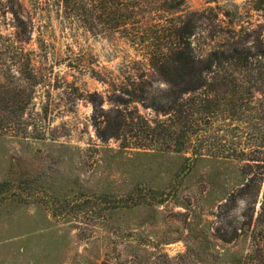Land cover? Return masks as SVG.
I'll return each instance as SVG.
<instances>
[{
	"label": "rangeland",
	"instance_id": "1",
	"mask_svg": "<svg viewBox=\"0 0 264 264\" xmlns=\"http://www.w3.org/2000/svg\"><path fill=\"white\" fill-rule=\"evenodd\" d=\"M120 1L125 9L113 13ZM170 20L190 31L200 57L264 48V0H0V68L13 53L19 64L28 57L37 82L30 125L0 136V180H35V197L0 205V264H234L249 252L250 220L264 204V169L240 153L252 155L251 144L211 139L176 177L177 154L137 147L123 131L110 136L123 110L115 89L133 73L164 85L141 46L149 26ZM134 107L154 115L140 103L126 112ZM220 144L243 161L216 157ZM136 187L169 199L113 210L94 203L104 192L127 203ZM50 204L68 214L51 217Z\"/></svg>",
	"mask_w": 264,
	"mask_h": 264
},
{
	"label": "trees",
	"instance_id": "2",
	"mask_svg": "<svg viewBox=\"0 0 264 264\" xmlns=\"http://www.w3.org/2000/svg\"><path fill=\"white\" fill-rule=\"evenodd\" d=\"M89 1L91 4L105 2ZM122 3L120 1L114 9L112 7V12L125 9L120 8ZM149 27L152 40L143 42L142 51L149 68L164 85L153 89L144 74L133 73L120 88L115 89L113 102L123 110L116 109L115 130L110 136L115 137V133L117 136L118 131H123L122 138L128 137L137 147L177 154L184 161L176 177L205 155L202 153L204 146L211 139L247 141L253 154L244 155V150L240 153L249 157L247 160L256 161V167L264 169V48L233 47L227 51L213 50L200 57L187 40L190 31L172 20ZM15 54L7 56L3 68H0V78L5 80L0 82V136L20 130L25 132L30 125L24 120V115L32 102L37 82L28 57L19 64L14 60ZM133 103L151 109L154 115L148 118L136 107L132 112H126ZM223 145L217 146L222 156L216 157L243 161L241 156H235V148ZM34 182L33 178L22 176L0 180V205L21 202L24 199L22 195L35 197ZM249 186V183L242 185L240 191H248ZM164 195L159 190L145 191L136 187L133 194L126 195L127 203H121L120 198L107 192L93 199L94 203L103 205V209L113 210L120 206L161 205L169 199L166 198L168 194ZM82 203L80 200L75 202L76 206ZM54 206L50 204L47 208L51 217L68 214L64 208L66 205L62 209ZM250 222L251 248L247 254L236 258L234 264H252V261L264 264V204Z\"/></svg>",
	"mask_w": 264,
	"mask_h": 264
}]
</instances>
